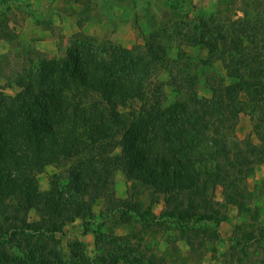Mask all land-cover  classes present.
<instances>
[{
    "label": "trees",
    "instance_id": "obj_1",
    "mask_svg": "<svg viewBox=\"0 0 264 264\" xmlns=\"http://www.w3.org/2000/svg\"><path fill=\"white\" fill-rule=\"evenodd\" d=\"M10 2L18 1L0 0V38L19 45ZM240 5L234 19L188 18L185 28L153 30L129 49L79 30L58 58L20 51L14 66L10 53L0 54V72L19 88L0 92V264H176L178 239L191 257L209 253L211 264H256L249 249L264 251L263 225L247 229L242 221L228 250L217 255L216 247L227 205L253 217L247 178L264 164V0ZM186 45L207 48L208 57L193 61ZM215 60L225 75L205 78L210 95L199 96L201 69ZM129 101L139 108L121 112ZM240 113L257 142L235 134ZM47 165L64 168V180L54 174L40 191ZM117 170L129 182L126 198L115 195ZM160 199L165 206L155 214ZM75 220L80 235L93 236V257L78 237L63 249L64 228ZM159 242L174 254L156 252Z\"/></svg>",
    "mask_w": 264,
    "mask_h": 264
},
{
    "label": "rangeland",
    "instance_id": "obj_2",
    "mask_svg": "<svg viewBox=\"0 0 264 264\" xmlns=\"http://www.w3.org/2000/svg\"><path fill=\"white\" fill-rule=\"evenodd\" d=\"M240 1L241 0H191L192 5H190L188 0H55V3L50 5L52 6V14L64 12L65 14L74 16L76 24L81 23L82 25L81 28L78 27V31L81 30L86 34L109 39L129 49L135 44H142L143 36L148 35V33L153 30L159 31L161 34L166 31V34H168V32L172 30V24H177V29L179 26L185 28L182 23H187V21L193 19L197 22L199 18L205 17V15L208 14L214 15L215 20L222 18L234 19L237 15H241ZM24 5V3L20 2H10L11 8L7 13L9 25L13 26L15 30H17L18 26L21 27L19 32L22 31V28L26 29L29 26L27 22V26L23 27L28 18V12L31 13L32 11L29 7ZM2 8L5 9L6 5H2ZM188 18L190 20H188ZM135 20L140 24V32L133 25ZM62 30L63 26L53 24L50 20H44L41 27L36 28V30H30V36L26 34L25 37L20 38V33H17L20 44L18 45L16 42L11 43L12 46L5 53H10L8 59L14 66H20L21 62H23V60L17 56L20 51H23V54H26L27 51L30 52V57L34 59H36V55L49 59L64 56L71 35L64 34ZM49 33L52 34L56 42V51L46 52L36 48L35 41L40 38L48 37ZM168 45H170V42L165 41L166 48H168ZM183 49L195 62L208 57V49L200 45H186L183 46ZM14 55H16V58ZM10 67L12 66L10 65ZM4 72L5 71H3V73ZM201 72L202 76H200L197 84L198 95L209 96L210 94L204 79H212L214 76H224L225 71L221 61L215 60L212 65L204 69L202 68ZM3 73L0 72V92L14 95L19 91V88L13 83L11 78H9L10 80H6ZM160 76L162 77L161 79H167L165 71H163ZM165 91L167 93L166 103L168 104V101H172V98L168 100V92L171 94V91L167 83L165 85ZM138 108L139 102L134 101H129L126 105L119 106L121 112ZM252 125L250 117L245 113H240L234 129L235 134L239 138L249 137L251 141L257 142ZM54 174H59L61 179L64 180L65 169L57 168L54 165H47L37 177L40 191L48 188L49 178ZM114 179L115 195L119 198H126L129 182L126 180L125 175L117 170ZM247 186L252 192L251 200L248 201L247 206L253 211V217L249 212H246V214L242 216L234 205L226 206L225 214L227 218L218 225V231L222 236L223 242H216L217 255L228 250L230 245L229 240L236 234V230L238 231L237 228L235 229V226L237 227L242 221H244V227L247 229L259 224L264 226V164L257 166L254 173L247 178ZM142 198L146 199V195L143 194ZM214 198L217 200L223 199L220 187L215 188ZM101 205L102 200H98L93 206V210L97 213ZM164 206V201L160 199L158 203L153 205V212L159 214L164 209ZM28 219L30 221L37 219V214L34 210L29 211ZM80 232L79 220L69 223L64 228V234L61 236V240L65 253H68L66 247L67 239L78 237L85 242L86 255L88 257H93L95 253L93 236L91 234L82 236ZM160 240L161 239H159V241ZM147 244L152 246L154 245V241L149 238ZM176 245L180 247L183 255L176 264H211L215 261L210 258L209 253L204 254L202 258L198 255H193V257L189 256L187 247L179 239ZM156 248L157 250L155 251L159 253L163 252L164 249L165 251L168 250V254L174 251L170 244H168V248L165 247L163 249L161 242H159ZM249 250L252 253L251 256L253 261L259 264L258 260L264 255L263 249L255 247L254 245ZM216 261L217 263L219 262V260ZM262 264H264V262Z\"/></svg>",
    "mask_w": 264,
    "mask_h": 264
},
{
    "label": "crops",
    "instance_id": "obj_3",
    "mask_svg": "<svg viewBox=\"0 0 264 264\" xmlns=\"http://www.w3.org/2000/svg\"><path fill=\"white\" fill-rule=\"evenodd\" d=\"M20 3L28 4L29 8L32 10L31 13L28 12V18L26 19L25 26L27 22L29 26L25 29L17 27L16 32L20 33V38L27 35H31L30 30L39 28L42 26L44 20H50L53 24H59L63 26L62 32L66 35H72L78 31V25L76 24V19L74 16L65 14L64 12H59V14H52V6L55 0H17ZM51 4V5H50ZM35 23V24H34ZM12 46L10 42L0 38V54L7 52V50ZM35 47L41 51L54 52L56 51V42L49 33L48 37L40 38L35 41Z\"/></svg>",
    "mask_w": 264,
    "mask_h": 264
}]
</instances>
